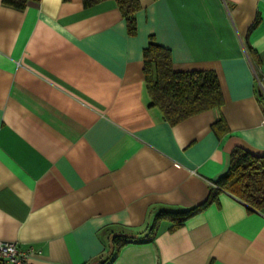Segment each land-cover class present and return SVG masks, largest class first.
Segmentation results:
<instances>
[{"label":"crops","instance_id":"1","mask_svg":"<svg viewBox=\"0 0 264 264\" xmlns=\"http://www.w3.org/2000/svg\"><path fill=\"white\" fill-rule=\"evenodd\" d=\"M138 1L129 34L117 0H0V240L28 264H264V207L217 185L264 154V0ZM151 36L218 106L149 105Z\"/></svg>","mask_w":264,"mask_h":264},{"label":"trees","instance_id":"2","mask_svg":"<svg viewBox=\"0 0 264 264\" xmlns=\"http://www.w3.org/2000/svg\"><path fill=\"white\" fill-rule=\"evenodd\" d=\"M2 1L22 9L29 2L38 0ZM97 1L83 0V4L86 6ZM117 3L125 18L128 33L134 34L135 11L140 7L139 1L117 0ZM143 63L145 83L151 98L149 105L158 107L171 124L220 104L221 91L216 74L212 70H175L172 67L170 49L157 43L152 36L144 48ZM259 94L264 100V91L260 86ZM217 185L233 192L252 208L264 207V154L234 149L228 171L217 180ZM210 196L209 193L202 204L208 202ZM197 208L195 206L169 213L177 216L180 221Z\"/></svg>","mask_w":264,"mask_h":264},{"label":"built area","instance_id":"3","mask_svg":"<svg viewBox=\"0 0 264 264\" xmlns=\"http://www.w3.org/2000/svg\"><path fill=\"white\" fill-rule=\"evenodd\" d=\"M259 86L264 91V87L260 82ZM32 252V247L20 248L15 241L0 240V260L7 264H28L29 255Z\"/></svg>","mask_w":264,"mask_h":264},{"label":"flooded vegetation","instance_id":"4","mask_svg":"<svg viewBox=\"0 0 264 264\" xmlns=\"http://www.w3.org/2000/svg\"><path fill=\"white\" fill-rule=\"evenodd\" d=\"M0 264H7L6 262H4V261H2V260H0Z\"/></svg>","mask_w":264,"mask_h":264}]
</instances>
